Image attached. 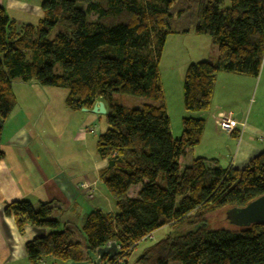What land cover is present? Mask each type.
<instances>
[{
	"label": "trees",
	"instance_id": "obj_1",
	"mask_svg": "<svg viewBox=\"0 0 264 264\" xmlns=\"http://www.w3.org/2000/svg\"><path fill=\"white\" fill-rule=\"evenodd\" d=\"M175 2L43 0L42 18L20 28L0 7V143L16 107L13 82L67 90L64 106L73 112L102 102L106 129L97 136L96 150L106 160L100 181L115 213H87L81 228L85 250L96 254L114 242L115 257L104 255L99 262L123 264L147 236L190 217L195 230L166 234L145 247L134 264H264V225L212 229L204 218L264 195V150L242 169L196 158L180 170V159L200 144L205 123L186 116L180 137L172 138L158 60ZM183 5L195 16L194 34L208 36L218 48L214 63H191L183 77V109L201 113L210 106L218 73L258 77L264 61V0H184ZM115 94L148 103L127 108L114 102ZM161 175L163 186L157 182ZM135 187L138 192L130 197ZM53 210L49 203L18 200L3 214L20 233L26 225L48 230L25 244L30 264L46 258L86 260L73 231L58 230Z\"/></svg>",
	"mask_w": 264,
	"mask_h": 264
},
{
	"label": "crops",
	"instance_id": "obj_2",
	"mask_svg": "<svg viewBox=\"0 0 264 264\" xmlns=\"http://www.w3.org/2000/svg\"><path fill=\"white\" fill-rule=\"evenodd\" d=\"M26 4L22 0H0V7H3L6 13L8 9L29 13L30 8ZM11 19L14 20V18ZM216 53L214 50V54ZM186 64V66H189L190 62ZM255 79L258 80L256 81ZM232 82L236 85L232 86ZM260 84H263L261 91L259 90ZM36 85L35 83H12L16 107L4 123L2 130L0 148L4 153V159L0 161V264H30L25 255V244L34 237L43 236L48 232V230L34 228L29 225L24 227L23 232H18L14 220L3 214L5 206L11 202L26 200L33 206L39 203H49L54 208L52 218L59 222V226L64 225L68 229L77 221L80 222L82 227L84 219L90 210L98 209L102 211L98 207L101 204L113 209L112 201L110 202L96 187V182L100 180V172L106 167V160L101 159L97 153L96 140V163L94 159V168L91 171L88 170V176H83L85 174L83 165L80 167L81 171H79V168L76 169L73 166H69V162H64L61 158L63 154L57 148L51 147L54 135L62 132L60 127L62 124L59 122L61 121L60 118L66 113L63 110L66 109L64 101L61 104L62 108L59 104L49 102L50 100H47L48 96L44 93L47 90ZM14 86L17 89H14ZM179 86L181 88L182 82H180ZM179 86L178 93L180 92ZM226 89L234 90L226 91ZM251 89L255 90L254 103L255 97L258 95L259 104L257 109L260 112L264 101V61L258 78L231 73H218L215 77L212 99L207 111L187 113L181 106L176 108L179 124L180 120L186 116L202 119L205 123L200 144L188 150L180 159L179 165H181L183 158H186L191 153V161L196 158H202L206 161L215 160L219 167V164L224 160V156H226L224 148L227 147L228 154L232 158L228 162L231 164L230 167L234 168L233 164L237 160L245 158L241 161L244 162L250 158V161L255 155L264 150V121L261 119L258 122H253L251 120L253 112H251V108L248 109L246 104L235 100V98L232 99L235 102L231 103V105H223L226 108H228L227 106L230 107L226 113H232L234 116L241 113V119L237 121L235 131L232 134H226L219 127V118L226 114L223 113V107L219 103L220 91L232 95H243L247 94ZM235 90L236 93L233 94ZM48 95L52 98L54 92L49 90ZM164 103L172 138L177 139L182 127L179 129L177 122L172 126L170 109L165 97ZM262 111L264 113V109H261ZM78 113L85 112H74L78 121L80 139H83L87 132L93 133L92 129H90L92 127L98 130V135L104 131L101 130L100 132L98 127L101 116L91 112H86L85 115L79 116ZM258 116H261V114ZM173 127L175 128L174 131L172 130ZM207 165L212 167L210 163ZM81 178H84V181H79ZM81 182L90 184L93 192L79 189L78 184ZM133 191L132 196H135L138 190ZM86 200L89 201L87 204L85 203ZM105 213L113 215L115 211L113 209ZM77 242L81 244L86 260L81 262H58L51 258H46L41 261V264H104V262H97V254L85 250L84 241ZM135 253L136 249L132 251L123 264H131L132 262L134 264L135 259L140 255V253L138 255Z\"/></svg>",
	"mask_w": 264,
	"mask_h": 264
},
{
	"label": "rangeland",
	"instance_id": "obj_3",
	"mask_svg": "<svg viewBox=\"0 0 264 264\" xmlns=\"http://www.w3.org/2000/svg\"><path fill=\"white\" fill-rule=\"evenodd\" d=\"M22 1H24V3H27L26 5L28 6V8H30L29 13H24L21 11L10 10V9L7 10V15L10 18H14L18 28H20L22 25L25 24L35 25L38 22V20L42 18L40 4L43 0H22ZM94 1H98V0H94ZM183 1L184 0H176L175 5L172 8L171 19L169 23L170 34H168L166 38L164 47L161 50L158 60L160 83H161V87H163L162 89L163 96L165 97L168 107L170 109V121L172 123V126H174V124L177 122V126H179V129H181V125H180L181 122L179 124L178 121L179 116L176 115L177 114L176 108L178 106H181V108H183L182 98H181L182 86L180 88L179 84L180 82H183V77L187 69L186 67H188L186 66L187 65L186 63L190 62L191 64L201 61H208L210 63H214L218 53L217 46L212 43L211 39L208 36H197L194 34L195 16L192 12H188V11L184 12ZM89 18L90 20L93 19L92 16H89ZM55 33H56L55 30L50 33L49 35L50 39L53 38ZM214 50L215 52H217L216 54H214ZM255 80L257 81L258 79ZM235 85L236 84L232 82V86ZM178 86L180 88L179 93H178ZM40 88H44V90H47L44 93L46 96H48L47 100H50L49 102H52L54 104H59L60 106L61 104H63V101L68 94L67 90L64 89H58L53 87H41V86ZM261 88H263V84H260L259 87L260 91ZM14 89H17L16 86H14ZM49 90H52V92H54L52 98L48 95ZM233 90L234 89L231 90L226 89V91H233ZM254 92L255 90L251 89L247 92V94L245 93L243 95H232L230 93L227 94L225 92L220 91L219 103H221V107H223V105L225 104L231 105V103L235 102L232 99L235 98V100H238L239 102L246 104L248 109L251 108V112L253 111L251 120L253 122H258L261 119L264 121V113L263 111L261 112V109H264V101L262 102L260 112H258L259 109H257V106L259 104V98L257 95L255 97V103L253 102ZM235 93L236 90L234 91L233 94ZM113 99L116 104L127 108H139L143 104L148 103L146 99L136 98L128 95H121V94H115L113 96ZM227 107L228 108L226 107L222 108L223 113H226L230 108L229 106ZM63 110H65L66 113L60 118L61 121L59 122L62 124V126H60L62 132L60 134L54 135L53 138L54 140L51 144V147L55 149L57 148L59 152L63 154L61 158L63 159L64 162L68 161L69 166L71 167L73 166L76 169L79 168V171H81L80 167L83 165V167L85 168V174L83 176H88V170L91 171L94 168V163H93L94 159L96 163L95 140H96V136L98 135V130L92 127L90 129H92L93 133L87 132L86 135L83 137V139L82 138L80 139V135H79L80 132L77 125L78 121L76 119V115H74L73 111H68L66 109ZM257 113H259L258 115L261 114V116H258ZM78 114L79 116L85 115V113H78ZM98 127L100 132L101 130L102 131L105 130L106 124L103 117H100ZM90 129L88 128V130ZM172 130L174 131L175 128L173 127ZM181 133H182V129L180 130V134L178 135V138L180 137ZM224 149H225L224 153L226 156H224V160H222V163L219 164V168L222 167V169L230 167L231 164L228 161L232 159L228 154L227 147H225ZM244 159L245 158H241L237 160L233 164L234 168L236 169L244 168L248 164L250 158H248L244 162H241ZM190 161H191V153L187 155L186 158H183V161L180 165V170L183 171V169L191 163ZM79 181H84V178H81V180ZM157 182L161 186L164 185V180L162 175L158 178ZM96 185L99 192L102 195H105V197L108 198V200H110L111 202L112 199L105 192L102 182L99 180L96 182ZM133 190H138V187L132 189V191L129 193L130 197H132V194L134 192ZM88 202H89L88 200L85 201L86 204ZM111 204L115 211V206L113 201ZM98 207L103 212H108L113 210L110 207L108 208L105 204H101ZM226 211L227 209H220L213 211L211 213H207L204 218L206 220V224L208 225V227L212 229L231 228L230 224L227 222L225 218ZM193 220H194L193 218L189 217L188 219H186L185 222H183L180 225H176L174 227L165 226L159 229L160 231L158 230L155 231L152 240L143 241L140 244H138V246L136 247L135 254L138 255L142 249L149 246L151 243H155L156 241L160 240L161 237L165 236L168 233L180 234L195 230L197 226L193 224L194 222ZM65 227L64 225L59 226L58 230L62 231L63 229H65ZM70 227H71L70 229L74 233L72 238L74 241H81V242L85 241L84 236L81 232L82 227L80 222L78 221L77 223L74 222L73 226ZM131 264H133V262ZM168 264H180V263L170 262Z\"/></svg>",
	"mask_w": 264,
	"mask_h": 264
},
{
	"label": "water",
	"instance_id": "obj_4",
	"mask_svg": "<svg viewBox=\"0 0 264 264\" xmlns=\"http://www.w3.org/2000/svg\"><path fill=\"white\" fill-rule=\"evenodd\" d=\"M82 112H91L92 114L104 116L107 111L102 102H96L90 110L81 109ZM237 121L241 119V113L235 116ZM225 218L227 222L236 228H248L252 225H264V195L258 197L243 207H233L226 211ZM117 246L114 242L96 250L99 258L107 255L108 259L115 257Z\"/></svg>",
	"mask_w": 264,
	"mask_h": 264
},
{
	"label": "built area",
	"instance_id": "obj_5",
	"mask_svg": "<svg viewBox=\"0 0 264 264\" xmlns=\"http://www.w3.org/2000/svg\"><path fill=\"white\" fill-rule=\"evenodd\" d=\"M236 126H237V120L232 113H226L219 118V127L223 133L232 134L235 131ZM78 188L81 189L82 191L93 192L92 186L86 182L79 183ZM146 239L152 240V235L147 236L145 238V241ZM117 250H118V247H117Z\"/></svg>",
	"mask_w": 264,
	"mask_h": 264
}]
</instances>
